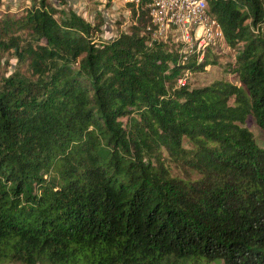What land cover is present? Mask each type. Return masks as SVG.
I'll list each match as a JSON object with an SVG mask.
<instances>
[{"label":"trees","instance_id":"16d2710c","mask_svg":"<svg viewBox=\"0 0 264 264\" xmlns=\"http://www.w3.org/2000/svg\"><path fill=\"white\" fill-rule=\"evenodd\" d=\"M127 2L103 38L50 0H0V262L264 264V148L245 126L264 134V0H207L239 85L204 86L183 72L208 54L184 60Z\"/></svg>","mask_w":264,"mask_h":264},{"label":"rangeland","instance_id":"374dc122","mask_svg":"<svg viewBox=\"0 0 264 264\" xmlns=\"http://www.w3.org/2000/svg\"><path fill=\"white\" fill-rule=\"evenodd\" d=\"M12 5L24 1L26 4L29 0H6ZM54 3L57 9L71 8L75 12L81 14L92 23H100L101 33L103 38H109L116 35L118 32L125 29L130 22L131 7L128 5V0H115L111 6H105L102 0H65V4H60V0H50ZM62 3V2H61ZM16 5L12 7L15 10ZM205 54H208L210 64H207L202 70L184 71V75L188 77L189 84L192 86L208 85L216 80H223L234 85H239V80L235 73L230 71L229 65L234 62L236 50L228 46L226 43H219L213 48L207 49ZM192 55L191 57H195ZM197 58V57H196ZM3 62V61H2ZM16 65V60L11 58L6 64L7 71H11V66ZM245 126L254 135L258 146L264 148V134L255 120L248 116L245 121ZM185 147H190L188 140L183 142ZM165 165L169 168L171 175L179 178L190 177L194 179L199 174L193 169H185L176 165L168 157H165ZM0 264H24L18 261L0 262ZM40 264V263H38ZM211 264H223V262H212Z\"/></svg>","mask_w":264,"mask_h":264},{"label":"built area","instance_id":"2783aa9c","mask_svg":"<svg viewBox=\"0 0 264 264\" xmlns=\"http://www.w3.org/2000/svg\"><path fill=\"white\" fill-rule=\"evenodd\" d=\"M135 7L143 0H128ZM154 25L153 38L170 40L186 60L196 55L200 61L209 48L224 42L218 21L208 11L207 0H145ZM184 78L178 83L184 84Z\"/></svg>","mask_w":264,"mask_h":264}]
</instances>
